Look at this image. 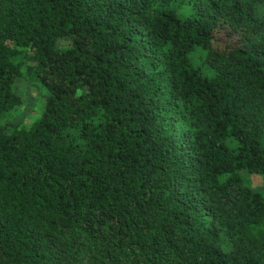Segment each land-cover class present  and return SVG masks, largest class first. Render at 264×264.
<instances>
[{"label": "trees", "instance_id": "obj_1", "mask_svg": "<svg viewBox=\"0 0 264 264\" xmlns=\"http://www.w3.org/2000/svg\"><path fill=\"white\" fill-rule=\"evenodd\" d=\"M247 174L264 0H0V264H264Z\"/></svg>", "mask_w": 264, "mask_h": 264}, {"label": "rangeland", "instance_id": "obj_2", "mask_svg": "<svg viewBox=\"0 0 264 264\" xmlns=\"http://www.w3.org/2000/svg\"><path fill=\"white\" fill-rule=\"evenodd\" d=\"M15 92L22 98V109L13 114L6 121L14 126H29L39 121L45 106L47 92L41 84H29L24 78L16 82ZM248 185L253 189H259L264 195V175H245Z\"/></svg>", "mask_w": 264, "mask_h": 264}]
</instances>
